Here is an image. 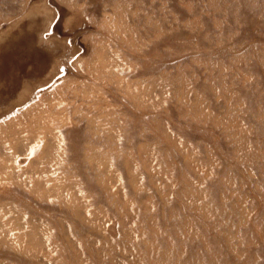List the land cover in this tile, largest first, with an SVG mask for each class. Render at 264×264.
Listing matches in <instances>:
<instances>
[{
	"label": "rangeland",
	"instance_id": "obj_1",
	"mask_svg": "<svg viewBox=\"0 0 264 264\" xmlns=\"http://www.w3.org/2000/svg\"><path fill=\"white\" fill-rule=\"evenodd\" d=\"M13 160L0 264H264V0H0Z\"/></svg>",
	"mask_w": 264,
	"mask_h": 264
},
{
	"label": "bare ground",
	"instance_id": "obj_2",
	"mask_svg": "<svg viewBox=\"0 0 264 264\" xmlns=\"http://www.w3.org/2000/svg\"><path fill=\"white\" fill-rule=\"evenodd\" d=\"M2 165L4 166V168L5 169H8V173L9 172H11V173H19V174H22L23 175V173H21V169H20V165H19V162H15L14 160H13V162L10 164V165H8L6 162L4 163V164H1L0 165V168H3L2 167ZM3 168V170H5ZM10 170V171H9ZM2 171V170H1ZM7 171V170H6ZM23 172V171H22ZM16 175V174H15ZM21 175V176H22ZM18 177H20V175L18 176Z\"/></svg>",
	"mask_w": 264,
	"mask_h": 264
}]
</instances>
